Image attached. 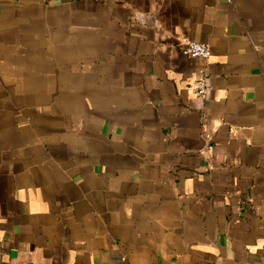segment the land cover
Listing matches in <instances>:
<instances>
[{"label": "crops", "instance_id": "crops-1", "mask_svg": "<svg viewBox=\"0 0 264 264\" xmlns=\"http://www.w3.org/2000/svg\"><path fill=\"white\" fill-rule=\"evenodd\" d=\"M0 264H264V0H0Z\"/></svg>", "mask_w": 264, "mask_h": 264}, {"label": "built area", "instance_id": "built-area-1", "mask_svg": "<svg viewBox=\"0 0 264 264\" xmlns=\"http://www.w3.org/2000/svg\"><path fill=\"white\" fill-rule=\"evenodd\" d=\"M182 52L185 56L201 60L198 75L193 83V89L199 98L204 99L209 90L210 75L208 65L211 57V49L206 43L186 40L182 44Z\"/></svg>", "mask_w": 264, "mask_h": 264}]
</instances>
